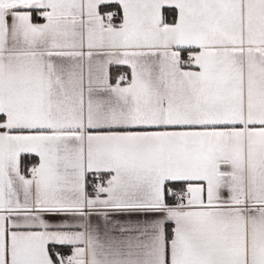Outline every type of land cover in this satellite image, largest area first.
I'll return each mask as SVG.
<instances>
[{"label": "snow or ice", "instance_id": "1", "mask_svg": "<svg viewBox=\"0 0 264 264\" xmlns=\"http://www.w3.org/2000/svg\"><path fill=\"white\" fill-rule=\"evenodd\" d=\"M0 264H264V0H0Z\"/></svg>", "mask_w": 264, "mask_h": 264}, {"label": "crops", "instance_id": "2", "mask_svg": "<svg viewBox=\"0 0 264 264\" xmlns=\"http://www.w3.org/2000/svg\"><path fill=\"white\" fill-rule=\"evenodd\" d=\"M114 71H115V69H114Z\"/></svg>", "mask_w": 264, "mask_h": 264}]
</instances>
